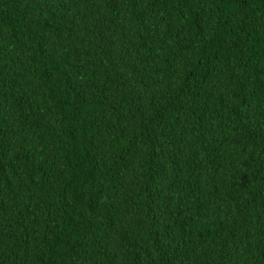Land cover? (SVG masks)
I'll list each match as a JSON object with an SVG mask.
<instances>
[{
    "label": "trees",
    "instance_id": "trees-1",
    "mask_svg": "<svg viewBox=\"0 0 264 264\" xmlns=\"http://www.w3.org/2000/svg\"><path fill=\"white\" fill-rule=\"evenodd\" d=\"M0 264H264V0H0Z\"/></svg>",
    "mask_w": 264,
    "mask_h": 264
}]
</instances>
